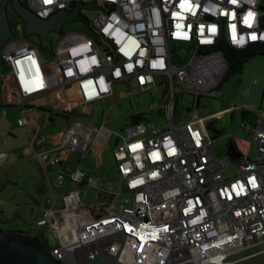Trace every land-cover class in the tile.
I'll list each match as a JSON object with an SVG mask.
<instances>
[{
  "label": "built area",
  "instance_id": "1",
  "mask_svg": "<svg viewBox=\"0 0 264 264\" xmlns=\"http://www.w3.org/2000/svg\"><path fill=\"white\" fill-rule=\"evenodd\" d=\"M24 1L42 19L67 10L82 16L83 6L101 10L84 29L62 32L55 48L44 44L52 59L22 34L7 40L0 52L9 70L11 104L26 108L44 99L43 110L68 123L51 143L30 148L48 195L38 233L51 229L58 239L48 242L50 255L63 264L264 261L259 259L264 256V117L254 106L240 105L244 118L256 111L255 123L244 121L243 128L257 155L218 157L206 121L222 112L200 117L197 111L204 97H223L219 88L228 60L218 48L221 27L227 47L264 43L262 0ZM157 81L164 85L163 102L144 113L135 102L131 116L140 118L125 132H115L117 177L103 180L86 170L87 155L111 131L106 121L87 122L90 116L78 106L118 95L116 84L126 85L123 95L134 98ZM256 83L247 85L246 96ZM183 93L194 101L188 118L177 121ZM154 110L164 115L167 127L147 121ZM55 163L60 167L51 180ZM231 167L233 173L225 175ZM67 175L76 185L57 195ZM91 189L95 195L87 201Z\"/></svg>",
  "mask_w": 264,
  "mask_h": 264
},
{
  "label": "rangeland",
  "instance_id": "2",
  "mask_svg": "<svg viewBox=\"0 0 264 264\" xmlns=\"http://www.w3.org/2000/svg\"><path fill=\"white\" fill-rule=\"evenodd\" d=\"M28 9L32 10L29 6ZM81 10L82 16L65 21L61 26V30L52 29L49 31L48 38L53 48H55L62 32L84 29L87 24L86 18L94 17L101 11L86 6H83ZM12 18L10 20H13ZM30 24H32L31 21L28 23V28L33 29ZM48 24L49 22L38 23L43 29L47 28ZM13 33L12 38L21 36L19 31ZM26 37L43 50V54L47 59H52L51 48L48 47L47 50H44V41L38 33L30 32L27 33ZM178 52L185 54L182 50H178ZM8 73V68L0 64V75L7 76ZM253 81L257 82L256 86L252 94L246 96L244 91L247 85ZM158 83L159 81L149 89L137 92L134 98L123 95L128 91L126 85L116 84L114 87L118 93L115 96L118 100L117 103L102 101L78 106L79 112L89 116L92 115L91 119H85L87 122L100 125L102 121H106V128L111 131L108 140L101 147H97L87 155L85 162H83V167L86 170L103 180H112L117 177V165L113 157L117 139L115 132H125L131 125V114L135 110V102L138 104V111L142 113L148 111L152 104L163 102L164 85ZM219 90L223 93V97L206 96L201 100L197 110L200 117H208L222 112L221 116L206 121L215 154L218 157L228 155V144L230 140H233L236 149L240 153L255 157L258 152L257 145L253 141L251 133L243 128V122L255 123L257 120L256 111H248L247 117L244 118L241 115L239 106L242 104L252 105L264 117V54H256L245 61L240 72H234L224 78ZM193 101V97L188 93L180 95L176 113L177 121L188 118V108ZM33 103L36 106L46 104L44 99H36ZM3 109L4 107H0V154L5 153L9 158L14 155L17 159L6 160L0 166V229L9 228L37 233L39 231L37 220L42 218L48 195L45 176L39 162L35 157L23 154V149L31 140H34L33 129L27 124V118H24L25 113L19 106H8L5 117H2ZM39 121L43 127L39 130L36 129V133L39 135L38 138L51 137L68 126L65 118L59 114H55L54 124L51 126H48L47 118L44 122V116ZM147 121L161 122L164 127L168 126L164 115H161L157 110L148 113ZM44 123L46 124L44 125ZM58 167H60L58 163L51 167V180L54 179V171ZM233 171L234 167H231L225 171V175H231ZM75 185L67 175L64 185L56 188L55 193L61 195ZM94 195L95 190L91 189L86 200L89 201ZM2 220H6L7 223H1ZM44 239L48 240L50 244L58 242L51 229L45 231ZM263 258L264 256L259 259L262 260ZM253 262L248 260L240 264H263L264 261Z\"/></svg>",
  "mask_w": 264,
  "mask_h": 264
},
{
  "label": "water",
  "instance_id": "3",
  "mask_svg": "<svg viewBox=\"0 0 264 264\" xmlns=\"http://www.w3.org/2000/svg\"><path fill=\"white\" fill-rule=\"evenodd\" d=\"M18 12L25 19V30L26 34L30 32L38 33L44 44L50 45V41L47 38V34L52 29L61 30V26L65 21L72 20L79 17L76 13L56 14L49 19H42L35 15L34 11L28 9V7L22 3L21 0H14ZM264 9V5L262 6ZM5 22H7L10 30L9 20L6 17V8L4 7ZM29 21L32 22L31 27L28 28ZM49 22V26L43 29L39 24H44ZM60 23V24H59ZM36 24V26H35ZM59 24V25H58ZM41 27V29L39 28ZM30 29V30H29ZM1 38V37H0ZM220 46L218 48L227 49L230 52L231 60L237 65H240L243 61L248 59L251 55L257 52H264V46L254 44L251 45L247 50H233L228 48L223 43V28L221 27V37L219 39ZM228 153L239 157L240 152L236 150V146L233 140L229 141ZM18 235L10 236L0 232V264H63L60 261H55L49 257V255L44 251L41 242L38 238H27V237H15Z\"/></svg>",
  "mask_w": 264,
  "mask_h": 264
},
{
  "label": "crops",
  "instance_id": "4",
  "mask_svg": "<svg viewBox=\"0 0 264 264\" xmlns=\"http://www.w3.org/2000/svg\"><path fill=\"white\" fill-rule=\"evenodd\" d=\"M4 7L6 8V17L9 20V23H10L9 25L12 28V30H10V28L7 25V22H5ZM11 17H13L12 18L13 20H10ZM22 18L24 19V17L22 15H20V13L18 12L14 0H1V3H0V37H1L0 38V52H1L3 44L7 40L12 39V36L14 34L13 32L19 31V32H21V34L23 36H27L26 32L23 30V27H24L23 25H25V21L23 24L21 22H18V20L22 19ZM12 23H13L14 27L11 26ZM0 64L4 65L6 67V65L1 61V59H0ZM68 91L69 92L67 94L70 93L72 96L74 94L75 89L72 88L71 90H68ZM12 95H13V92L11 90V81H10L9 73L7 74V76L0 75V107L7 108L8 106H19L17 104H11ZM115 96H117V95L109 96V97H107L106 100H103V101L104 102L114 101V103H117L118 100L115 98ZM33 102L30 104V106L26 107L27 109L22 107V106H19L21 108V110L25 113L24 118H27V121H28L27 124L33 129V133H34V137H33L34 140H31V142L23 149V154L25 156L26 155L32 156V155H30L31 146L34 149H39L45 143H47V144L51 143L52 137H55L56 135H58L60 133V132H58L57 134H54L53 136L48 137V138L46 136L38 138V133H36V129L39 130V129H41V127H43V125L39 121L40 118L42 116H44V122L46 121V118H47V124H48V126H51L54 124L55 114H51L49 116L48 113L45 110H43V109H46L44 106H38V107L42 108L40 110L39 108L36 107V105H34ZM56 104H58V103H56ZM92 104H94V103H92ZM32 105H33V107H32ZM91 117H92V115L89 118L91 119ZM246 117H247V114H246ZM64 118L67 122L66 117H64ZM45 124L46 123H44V125ZM43 138H45V142H42ZM4 154L5 153H1V155H4ZM10 157L12 159H17V157L14 155H11ZM4 159H5V161L9 160L8 157H5ZM35 234L38 235V231Z\"/></svg>",
  "mask_w": 264,
  "mask_h": 264
},
{
  "label": "trees",
  "instance_id": "5",
  "mask_svg": "<svg viewBox=\"0 0 264 264\" xmlns=\"http://www.w3.org/2000/svg\"><path fill=\"white\" fill-rule=\"evenodd\" d=\"M262 2L264 3V0H262ZM86 20H88V18H86ZM23 30H25V26L23 27ZM254 44H258V45L264 46V43H253V44H250L249 46H247L245 48H235V47H228V48L233 49V50H247L251 45H254ZM223 51H224L225 56H226V58L228 60V70H227L226 75H225L224 78H227V76H229L230 74H232L234 72H240L242 70V68H243L244 62L247 61L249 58L253 57L256 54H264V52H257L255 54L251 55L245 61H243L240 65H237L234 61L231 60L230 52L227 49H224V48H223ZM139 118L140 117L134 118L133 116H131V120L132 121L133 120H137ZM36 237L39 239V241L41 242L42 246H46L49 249L50 245L48 243V240L44 239V233H43L42 230L40 231V233H38V235H36Z\"/></svg>",
  "mask_w": 264,
  "mask_h": 264
},
{
  "label": "flooded vegetation",
  "instance_id": "6",
  "mask_svg": "<svg viewBox=\"0 0 264 264\" xmlns=\"http://www.w3.org/2000/svg\"><path fill=\"white\" fill-rule=\"evenodd\" d=\"M21 1H22V3L25 4V1L24 0H21ZM68 13H69V11L67 10V11L63 12L61 15L68 14ZM24 21L25 20L23 18L18 20V22H21L22 24L24 23ZM11 26L14 27L13 23L11 24ZM23 26H25V25H23ZM47 38H48V34H47ZM48 40H49V38H48ZM5 157H7L5 154L4 155H1L0 154V166L3 165V163L5 162V159H4ZM8 159L10 160L12 158L11 157L10 158L8 157ZM13 160H15V159H13ZM1 223L6 224L7 221L6 220H2ZM0 232H3L5 234H7V235L9 234L10 236L19 235V236H15V237H27V238H30V239L37 238L35 233L21 231V230H16V229H9V228L8 229H0ZM42 247H43L44 251L49 255V257L51 259H53L55 261H58V260L54 259L50 255L49 249L46 246H42Z\"/></svg>",
  "mask_w": 264,
  "mask_h": 264
},
{
  "label": "snow or ice",
  "instance_id": "7",
  "mask_svg": "<svg viewBox=\"0 0 264 264\" xmlns=\"http://www.w3.org/2000/svg\"><path fill=\"white\" fill-rule=\"evenodd\" d=\"M249 15H251V13ZM253 39H255V37H253Z\"/></svg>",
  "mask_w": 264,
  "mask_h": 264
},
{
  "label": "bare ground",
  "instance_id": "8",
  "mask_svg": "<svg viewBox=\"0 0 264 264\" xmlns=\"http://www.w3.org/2000/svg\"><path fill=\"white\" fill-rule=\"evenodd\" d=\"M35 26H36V24H35ZM40 29H41V27H39Z\"/></svg>",
  "mask_w": 264,
  "mask_h": 264
},
{
  "label": "clouds",
  "instance_id": "9",
  "mask_svg": "<svg viewBox=\"0 0 264 264\" xmlns=\"http://www.w3.org/2000/svg\"><path fill=\"white\" fill-rule=\"evenodd\" d=\"M26 5V4H25ZM27 6V5H26ZM28 7V6H27ZM78 18V17H77Z\"/></svg>",
  "mask_w": 264,
  "mask_h": 264
}]
</instances>
